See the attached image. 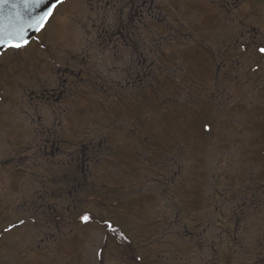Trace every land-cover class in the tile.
<instances>
[{"label":"rangeland","instance_id":"374dc122","mask_svg":"<svg viewBox=\"0 0 264 264\" xmlns=\"http://www.w3.org/2000/svg\"><path fill=\"white\" fill-rule=\"evenodd\" d=\"M153 5L137 15L129 0H67L32 47L3 57L10 64L5 72L10 83L7 88L0 82V113L17 107L16 92L25 108L24 124L39 119L36 143L56 142L54 148L48 143V150L57 149V164L44 163L37 172L43 178L39 189L44 201L62 206L57 212L68 221L47 228L28 224L5 236L0 255L10 251L16 257L7 264H91L94 247L104 238L101 217H111L130 236L143 264H206L212 251L226 254L219 247L225 246L234 188L242 194L244 172L258 176L264 166L263 126L252 127L246 112L261 106L257 95L264 83L249 89L237 77L242 68L229 64L227 41L220 46L221 38H228L222 29L228 16L215 0H154ZM184 11L192 19L199 14L210 29L197 31ZM253 17L264 22V13ZM89 41L95 44L86 62L94 69L78 90L41 88L51 49L62 53L58 64L67 57L75 67L84 61L82 46ZM41 96L47 105L43 120L31 108ZM205 122L212 124L211 133L203 131ZM88 144L92 150L87 152ZM30 150L26 155L34 153ZM82 154H92L83 175L75 170L76 189L82 188L61 199L60 190L73 167L82 165L77 159ZM27 185L23 195L0 193V228L31 214L19 208L38 190ZM51 187L60 192L58 199L44 194ZM236 202L244 200L237 194ZM84 211L97 221L79 224L74 217ZM45 214L51 212L46 208ZM118 244L108 237V249L123 254ZM108 249L105 264H113Z\"/></svg>","mask_w":264,"mask_h":264},{"label":"flooded vegetation","instance_id":"af4514ba","mask_svg":"<svg viewBox=\"0 0 264 264\" xmlns=\"http://www.w3.org/2000/svg\"><path fill=\"white\" fill-rule=\"evenodd\" d=\"M129 1H131L132 4L131 12L135 9V13L137 15H139V12L142 11V8H145L146 4H148L149 10L154 6V0ZM118 3H125V0H118ZM233 3H235L236 9H240L237 14L247 17L246 24L248 26V41L257 43L261 39H264L261 35V33L264 32V22L258 20L257 17H253L260 16L264 13V5L262 8L259 7V4L264 3V0H239V2H236V0H215V4L220 7V12L227 13V16H229V9ZM243 4H250V8H242L241 6ZM182 16H186L185 18L190 21L192 27H195L197 31H199V28L202 29L203 27L210 29L208 25H203L204 19L199 14H196L192 19L188 16L187 12L184 11ZM249 21H251V23H249ZM222 29L224 33L228 34V38H221L220 46L222 48V44L227 41L228 47L225 49L229 51V64L233 67L240 66L242 68L239 73H243L237 77H243V79L240 80L241 82L248 84L249 89L253 84L255 85L259 82L261 83L262 81L264 83V57H261L254 48L249 49L247 53L243 52L239 44L231 38L234 29L230 23L227 30L224 28V25L222 26ZM212 33L215 35L214 32ZM30 47H32V44ZM9 52L14 53V55L18 54L12 50H7L3 55H0V60H2ZM5 60L6 59H3L0 62V82L3 81L8 88L10 80L9 76L5 72L10 64L5 65ZM219 60H224L221 54ZM257 66L260 67L259 71L254 70ZM220 67H218V69ZM237 77L229 75V79L235 83L239 81ZM258 78L259 81H257ZM20 81L21 82L19 83L18 88H21L22 77ZM262 89L264 90V85H262ZM249 92L251 91L246 90V93ZM13 94L15 98L14 102L18 108L15 107L12 110L0 113V170H5L4 173H0V193H5V191L10 192L12 190L17 192V194L23 195L22 191L29 188L27 185L28 183H30L31 187H37L38 190L35 191L30 200H27L24 197L22 199L23 201L20 202L19 208L24 210L42 200L43 191H40V189H43V186H41L43 178H41L37 172L43 168L44 163H46L50 168H54L56 166L57 163H55L54 158H56L57 149L56 152L52 149L50 151L48 150V143L51 142V146L54 148L56 146L55 141H47L48 139H46L44 146H39L36 143L37 140L35 139V136L37 135V128L34 127V124L37 125L39 119L33 120V124L26 126L25 124L27 119L23 122L25 108L21 106L20 97L16 95V92H13ZM257 99L259 100L257 102L261 103L260 107H256L255 110L254 108L246 109L247 115L249 116L248 121L252 124V127L258 126V124L262 125V129L264 130V92L259 91ZM42 131L43 130L41 128L38 130V136L40 133H43ZM255 137L256 136L251 139H255ZM27 142L29 143L25 146ZM32 148L34 153L30 156L26 155ZM86 148L87 152L92 150L89 144ZM14 152L17 154H14ZM246 156L247 155L244 156V160L250 162V157ZM86 158L91 160L92 156L89 155L87 157L83 154L78 156L77 159L82 163V165H75L73 167L72 172H70L71 175L68 177L67 187H62L60 190L62 194L61 199H65V197L69 199L77 189L79 190L82 188L81 184H79L76 189L75 170L77 168L81 169L82 175L85 171H87L85 166ZM74 163L76 162L73 161V164ZM262 167V172L258 176L248 174L246 171L244 172V182H242V184L243 187H245L244 190H242L243 196L241 193H237V189L240 187L234 188L233 200L235 202L230 204L229 215L226 219L227 235L223 241L225 246L223 245L219 247L221 249H226V254L222 251H212L206 264H264V166ZM62 184L64 185V182ZM54 189L55 187L48 188L44 194L50 196L56 194L58 199V194L60 192L57 193ZM237 194L240 199L244 200V202H236ZM246 201H248V203ZM8 207L9 204L2 206V209L7 210ZM2 217L4 219L5 215L3 214ZM4 253H6L4 256L0 255V264H7L8 260L12 262L16 260V257L12 255V252L9 251Z\"/></svg>","mask_w":264,"mask_h":264},{"label":"snow or ice","instance_id":"6c2138e0","mask_svg":"<svg viewBox=\"0 0 264 264\" xmlns=\"http://www.w3.org/2000/svg\"><path fill=\"white\" fill-rule=\"evenodd\" d=\"M3 3H8L9 0H2ZM25 6L31 4L35 7L44 6V11L31 16L28 21L17 20V23L5 29L3 22L0 21V55H3L7 50L20 53L27 51L33 42V35L37 33H43L47 30L51 20L55 18L57 11L63 7L67 0H20ZM239 2V0H236ZM250 8V4H243L241 6ZM240 9H236L235 3L232 4L229 9V16L227 22L224 24V28L227 30L229 23L232 25L234 32L232 33V39L239 44L243 52L247 53L249 49L254 48L261 57H264V39H261L257 43L248 41V26L246 24V16H240L237 13ZM19 16V14H17ZM251 23V21H249ZM264 37V32L261 33ZM95 41H89L87 46H82L81 56L84 57V61L73 67L67 57L64 58L63 64H58L57 61L61 58L62 53L59 50H50V64L49 72L42 80L39 81L41 88L48 87L55 92H71L78 90L82 83L86 79H89V73L93 71L94 66L88 64L86 61L89 57V48L94 47ZM119 58H124V53H119ZM75 59V56L72 57ZM59 69V71H54ZM255 71H259L260 67L257 66ZM68 72V75H65ZM82 77L84 79H82ZM228 91H231L230 87ZM3 97L0 96V100ZM33 113L36 117H40L41 120L45 119V109L47 105L45 103V97H38V102L31 105ZM217 109L221 110L222 105L217 104ZM53 115H57L54 109H48ZM203 131L211 133L213 131L212 124L205 122L203 125ZM92 155V154H90ZM33 191H36L35 189ZM51 212V215L45 214V209ZM57 209L62 212V206L57 201H41L30 206L26 210L31 214L26 218H18L15 222H10L7 226L0 228V242H2L5 236L12 234L18 229H26V225L31 224L32 227H38L43 225L48 227L49 223H67L62 214H58ZM74 219L79 224L85 227L92 225L97 221V216L93 215L89 211H84L82 214L75 216ZM102 228L103 242L95 245L93 250V256L91 264H105L106 256L105 250L108 249V237H111L113 241H119L117 247L119 249H125L123 254L113 253L111 249H108L110 258L113 264H143V257L137 254L136 249L132 247V239L122 228H117L116 223L113 222L111 217L103 218Z\"/></svg>","mask_w":264,"mask_h":264},{"label":"water","instance_id":"95a60500","mask_svg":"<svg viewBox=\"0 0 264 264\" xmlns=\"http://www.w3.org/2000/svg\"><path fill=\"white\" fill-rule=\"evenodd\" d=\"M44 10L43 5L40 7H35L31 4L25 6L20 0H9L8 3H3L0 0V21L3 22L4 28L8 29L10 26L16 24L18 19L26 22L31 16L42 13Z\"/></svg>","mask_w":264,"mask_h":264}]
</instances>
